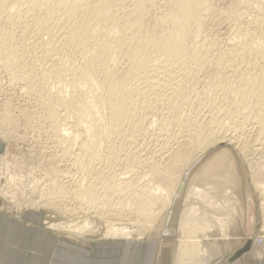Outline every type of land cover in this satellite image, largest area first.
Masks as SVG:
<instances>
[{
  "label": "bare ground",
  "instance_id": "6f19581e",
  "mask_svg": "<svg viewBox=\"0 0 264 264\" xmlns=\"http://www.w3.org/2000/svg\"><path fill=\"white\" fill-rule=\"evenodd\" d=\"M244 2L223 10L213 0H0V66L10 83H23L29 99L40 102L60 148L74 152L76 173L50 167L39 199L64 214L73 212L69 200L98 215L132 214L145 227L185 186L173 264H208L222 247L201 239L213 230L226 238L239 215L236 162L222 147L188 174L210 148L227 144L242 155L263 197L262 233L264 5ZM222 22L233 28L223 39L211 29ZM9 108L0 113L2 132L11 125ZM137 146L148 148L138 154ZM248 151L260 157L251 161ZM15 172L10 184L33 188ZM167 217L168 211L164 223ZM86 219L63 226L92 229ZM112 223L108 236L132 238L133 230ZM248 238L251 246L264 244Z\"/></svg>",
  "mask_w": 264,
  "mask_h": 264
},
{
  "label": "rangeland",
  "instance_id": "374dc122",
  "mask_svg": "<svg viewBox=\"0 0 264 264\" xmlns=\"http://www.w3.org/2000/svg\"><path fill=\"white\" fill-rule=\"evenodd\" d=\"M213 1L216 4V6L220 7V9L223 8V10L225 7L228 8V6L231 3L232 6H236L238 4V6L243 7V5H245L244 2L245 0L243 1L213 0ZM259 1H261L260 3L264 5V0H259ZM217 26H214L215 28H211L212 32H214L217 37L222 39L229 36V34L233 31V28H231L225 22L220 23L219 24L220 27ZM2 69L3 68L0 66V76H1L0 77V104H1L0 113L4 108V105H6L8 108L11 107L9 108L11 109L9 111L10 113L13 112L12 113L13 115L11 114L10 116V124L12 126L10 125L11 127L9 126L6 129V131L3 132L0 131V134L3 133L2 135H0V167H1L0 172L2 171L0 173V190L2 189V191H0V220L4 222L3 228L5 226L13 225L14 223L22 224V225H27V224L38 225L39 226L38 228L44 230L47 233V238L44 242L45 256H47V254L52 251L51 247L53 246L54 243L58 241L61 242V248L63 249L65 246L63 244H67V245L71 244L79 248L80 247L90 248L91 246H95L97 242L104 240H121V241H135L140 239L162 240L167 245V247L164 248L163 250L162 260L167 264H172L173 252L175 249L174 247H176L179 236V233L177 231V223H178L179 211L181 208V202L184 197L185 186L182 193L178 194V196L173 199V203L170 207L163 209L162 207L159 206L156 208V210L157 209L159 210V208L160 210L156 214V217L153 219L154 221H152L151 225L149 224L151 227L150 226L141 227L142 223L139 221V219L136 216L134 215L131 216L132 214L124 213L125 214L124 215L122 213L121 215V213H118L117 211H111V212L109 211L104 213L103 215L101 214L98 215L92 210H90L91 212H88L87 210L88 212L87 213L86 211L80 209V207H82V204L77 203V201L74 202V200H69V204L68 202H66L68 207L70 206L71 208H73V212L68 214H66V212L64 214L63 211L60 210L58 211V209L53 208L50 204L42 202L43 200L39 199V192L41 191V188L44 187V185L50 179L49 177H51L52 175V173H50V167L55 166L58 169L61 168L63 172L66 169L65 172L68 171V173H71V175L76 173L75 168H73L74 166L71 163L72 162L71 159H73L72 153L74 152L72 150H69L68 154L71 156L70 157L68 154H66L68 151L65 152L66 150H68L66 149L68 146L64 145L65 151L63 147L62 149L60 148V146L64 143L57 141V139L53 136V134H50L51 131L47 129L48 126L45 123L46 120H44V118L42 119V116L40 115V113L43 112V110H40L42 107L41 108L39 107L41 106L40 102L38 103V101L36 100L33 99L31 100V98L29 99V96L26 95L27 94L26 88L23 85V83L21 84V82L18 83L16 82L18 85L12 82L10 83L9 82L10 80L8 79L7 75L4 73L5 71H3ZM7 103L9 106L7 105ZM62 111L63 110L60 109L61 113ZM30 114L31 115L35 114V115L30 116ZM28 116L29 118H25ZM38 118L41 120V121L39 120L40 121L39 124L41 123L42 124L45 123V124L43 125L41 124L42 126L36 125V127L33 128L35 124H38L39 122ZM69 119L70 118H68L67 121L72 120ZM25 120H26V124H25ZM34 121L35 124L33 125ZM27 123H32V124H27ZM28 125L29 126L31 125L32 127L31 126L29 127ZM253 132L254 131L252 129L251 133ZM145 137L147 138L148 136L142 135L140 137L141 138L140 140L144 141L146 139ZM59 142L61 144H58ZM146 142L148 143H145L144 141L145 144H148L146 146L149 147L151 145V141L148 140L147 138ZM55 146H58V148ZM222 147H227V149L231 152L232 157H234V161L236 162L235 163L236 174H238L237 180L239 182L238 183L239 186H237L236 183H233L235 187L233 185L232 186L235 195H237V197L240 200V206H238L239 215L233 218V223L228 227V230L226 231L228 237L226 236L225 238V236H221V232L213 230V232H209V233L206 232L207 233L206 236H208L207 239L206 238L201 239V242L203 243H209V242L213 243L215 241L214 243L219 244L222 247L221 248L222 254L218 258H215L210 263L223 257L225 253L234 250V248L243 245L244 242L250 240L248 238L250 236L253 237L256 236L255 243L257 242L256 243L257 245H260L261 242L263 241L262 239L264 238L263 235L264 231L260 234H258L257 232L258 226L262 222L260 204L262 202L263 197L260 195L259 191L255 188V186L250 183L249 168L244 163V159L242 155L235 148L233 149L232 145L223 144V145H216L210 148V150H208L205 154H203L199 158L197 163L190 169L188 174V179L212 153L220 151ZM137 148H138L137 149L138 154L139 152L144 154L147 150L146 147H145L146 149L144 147H141L144 148L143 149L144 151H141L140 146H137ZM59 151L61 152L64 151L65 153L64 152L61 153ZM57 152L60 153V155L59 154L56 155ZM248 153H249L247 154L248 158L251 159V161H254V159L260 157V154H258L256 151L255 152L253 151V153L251 151H248ZM61 154H64L66 156ZM57 156H59L60 158L59 157L57 158ZM63 157L65 161L62 160ZM67 159L68 160L70 159L71 162L70 160L68 161ZM51 161L53 164L51 163ZM67 161L68 163L66 164L65 162ZM1 163L3 164V166ZM64 163L65 166L63 165ZM68 164H70L71 166L69 165L70 167H68ZM3 168L4 171L1 170ZM71 168L73 169V171H75L74 173H72L73 171ZM14 171H16L15 173L17 174H22L25 177H29V179L35 182L33 188L28 189L26 188L25 184H20V183H19L20 185H18L17 183H15V185L10 184L8 181V174H10L11 172L14 173ZM67 179L68 177H66L64 180ZM37 180H39L40 183L36 182ZM5 190L6 192H8V194L6 195L2 194V192L3 191L5 192ZM34 201H36V203L33 204ZM243 210L244 213L242 217L241 212ZM167 211H168L167 222L164 223V218L167 215ZM118 214L120 215L121 218L119 217ZM85 219L89 221L92 229L88 228L83 232L81 231L78 233V232L69 231L63 226L64 223H69V222H75L81 224ZM111 223L119 227L123 225L124 227H128L130 230H133L131 232L132 238L124 239V238H112L111 236H108L106 230L108 228V225ZM250 223L253 224L252 229L251 227H249ZM256 224H258V226L256 228V231H254V226ZM250 229L252 231H250ZM201 235H204V233ZM224 245L227 248H225ZM87 250H91V249H87Z\"/></svg>",
  "mask_w": 264,
  "mask_h": 264
},
{
  "label": "crops",
  "instance_id": "0c3cea01",
  "mask_svg": "<svg viewBox=\"0 0 264 264\" xmlns=\"http://www.w3.org/2000/svg\"><path fill=\"white\" fill-rule=\"evenodd\" d=\"M3 223L0 220V264H167L162 260L163 250L167 247L162 240H141L139 242L104 240L90 248L63 244L65 245L63 249L61 242L58 241L51 247L52 251L45 256L44 242L47 233L38 228V225L14 223L3 228ZM252 223L249 225L251 229L253 228ZM257 226L258 224L254 226V231ZM245 244L246 242L209 263L264 264V244L262 246H251L250 244L247 251L229 261L228 258L232 252L242 248Z\"/></svg>",
  "mask_w": 264,
  "mask_h": 264
},
{
  "label": "water",
  "instance_id": "95a60500",
  "mask_svg": "<svg viewBox=\"0 0 264 264\" xmlns=\"http://www.w3.org/2000/svg\"><path fill=\"white\" fill-rule=\"evenodd\" d=\"M182 185H183V182H182V184H181V186H180V188H179V191H181V189H182ZM250 244H251V241L248 240V241L246 242V244H245L242 248H240V249H238L237 251L233 252V253L231 254V256L228 258L229 261L234 260L235 258H237L238 256H240L241 254H243L245 251H247V250L249 249V247H250Z\"/></svg>",
  "mask_w": 264,
  "mask_h": 264
}]
</instances>
